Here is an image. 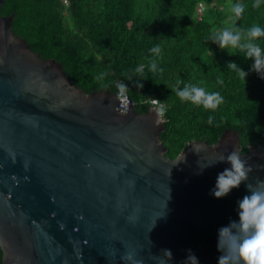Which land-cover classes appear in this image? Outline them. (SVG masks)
<instances>
[{"label":"water","instance_id":"water-1","mask_svg":"<svg viewBox=\"0 0 264 264\" xmlns=\"http://www.w3.org/2000/svg\"><path fill=\"white\" fill-rule=\"evenodd\" d=\"M15 16L0 15L1 264H127L128 253L183 264L189 249L217 264L218 230L238 221L246 185L264 181V142L245 152L227 129L167 156L157 110L140 114L128 92L126 113L118 93L87 94L16 35ZM232 151L252 171L216 198Z\"/></svg>","mask_w":264,"mask_h":264},{"label":"trees","instance_id":"trees-1","mask_svg":"<svg viewBox=\"0 0 264 264\" xmlns=\"http://www.w3.org/2000/svg\"><path fill=\"white\" fill-rule=\"evenodd\" d=\"M234 3L245 6L237 26H264V0H7L0 15L15 14L16 35L57 60L87 94L123 88L140 114L157 99L165 107L161 139L176 158L190 143L216 144L227 129L240 132L245 152L264 142V79L251 59L229 56L210 39L232 23ZM231 61L246 79L229 71ZM178 81L218 92L222 102L215 110L181 102L172 90Z\"/></svg>","mask_w":264,"mask_h":264},{"label":"clouds","instance_id":"clouds-1","mask_svg":"<svg viewBox=\"0 0 264 264\" xmlns=\"http://www.w3.org/2000/svg\"><path fill=\"white\" fill-rule=\"evenodd\" d=\"M232 23L225 26L219 32H213L210 39L218 44L220 49L226 50L229 56L243 54L246 59L253 61L251 70L259 74L264 79V26L253 24L251 27L242 28L237 26V21L241 20L245 13V6L241 3L229 5ZM158 52V48L152 49ZM229 71L234 72L240 79H246L248 71L239 67L236 62L227 64ZM155 63L151 65V70L156 71ZM141 68L136 72L140 73ZM179 81L173 86L175 95L181 102H188L202 107L205 110H215L222 102V97L218 92L207 91L205 87L197 84L185 83L179 87ZM224 159L223 156L220 157ZM227 160L231 167L219 173L211 194L216 198L227 196L233 189L238 188L247 181L249 173L252 171L248 162L241 158L237 151H232ZM250 195L244 196L239 201L238 221L231 222L228 226L218 230L217 249L221 252L217 264H264V181H259L255 187L246 185ZM160 215L159 217L163 216ZM167 257L172 258L170 249L162 250ZM127 264H140L132 253L121 258ZM183 264H200L198 257L188 250V255Z\"/></svg>","mask_w":264,"mask_h":264},{"label":"built area","instance_id":"built-area-1","mask_svg":"<svg viewBox=\"0 0 264 264\" xmlns=\"http://www.w3.org/2000/svg\"><path fill=\"white\" fill-rule=\"evenodd\" d=\"M120 101H121V111L123 113H126L127 109L130 107V100L127 95V92L123 89L120 88L118 92ZM151 109L157 110L159 116L164 120L165 116V107L163 104H161L157 99H153L150 101Z\"/></svg>","mask_w":264,"mask_h":264}]
</instances>
